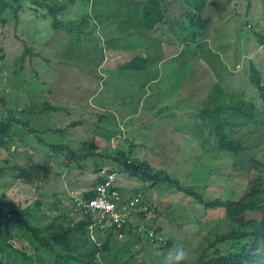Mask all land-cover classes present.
Masks as SVG:
<instances>
[{"label": "rangeland", "instance_id": "rangeland-1", "mask_svg": "<svg viewBox=\"0 0 264 264\" xmlns=\"http://www.w3.org/2000/svg\"><path fill=\"white\" fill-rule=\"evenodd\" d=\"M73 1L61 19L79 22L91 15L90 1ZM141 1L144 13L153 15L158 0ZM159 1L163 2V20L170 19L163 32L183 42L162 45L158 58V46L150 43V37L144 71L121 69L132 51H120L117 57L115 51L105 50L103 35L113 36L115 28L99 27L92 19L83 25V31L96 38L97 47L83 36L77 40L65 29L54 30L46 9L30 0L13 3L6 22L0 21V117L10 110L23 111L28 123L18 128L22 140L0 148V169L17 164L27 169V178H14L19 172H4L0 175V195L30 211L29 221L34 226L43 229L52 225L51 233L61 235L71 222L81 219L73 208L74 199L93 187L100 169L113 171L124 195L130 194L126 188L137 189L146 202L158 206V234L163 243H171L167 249L160 248L162 244H149L132 251L135 254L131 257L125 256L127 250L108 247L92 259L90 253L99 245L95 236L103 233L91 235L88 230V239L76 233L62 245L55 244L57 252L68 245L76 259L83 255L81 259L100 264H164L170 250L182 245L188 252L184 263H193L209 243L229 229L222 212L205 210L178 192L175 184L154 185L129 176L115 160L120 153L130 161L146 162L165 171L180 187L205 200H237L249 179L264 178V167L256 163H264L262 126L258 130L262 138L258 139L250 134L252 128L233 127L229 139L242 145L239 154L233 155L218 149L215 130L202 119V111L212 100L209 93L217 84L263 105L250 85L248 61L262 71L264 46L255 48L256 36L243 27L244 18L254 19L256 31L264 37V0H208L200 14L208 21L200 41L203 46L192 48L186 45L188 24L175 21L189 9L186 0ZM235 16L242 28L236 20L237 30L232 32ZM183 51L185 65L181 68L177 61L170 62L169 56L180 58ZM51 144L68 149L55 154L49 149ZM68 150L86 156L71 161L66 157ZM12 233L15 237L16 232ZM11 240L15 249L33 254L25 243ZM17 252L4 250L0 262L18 264L21 251ZM34 258L38 260L35 264H54L40 251Z\"/></svg>", "mask_w": 264, "mask_h": 264}, {"label": "trees", "instance_id": "trees-1", "mask_svg": "<svg viewBox=\"0 0 264 264\" xmlns=\"http://www.w3.org/2000/svg\"><path fill=\"white\" fill-rule=\"evenodd\" d=\"M30 1H32L33 4H40L46 9L48 15L52 18L54 30L65 29L69 34L75 36L77 40H80L83 36L85 41L94 47H97L96 38L91 37L90 32L85 33L83 31V25H86L88 21L92 19L99 27H107L109 30L112 27L115 28L116 34L114 33L113 36L106 32V34L103 35L105 37L104 49L115 51L117 57L120 56V51H132V54L128 55V61L121 67V69L124 70H145L148 62L147 56L151 49L150 43L157 44L159 58L162 45L178 46L183 42L178 39L174 40L173 37L163 32L162 29H164V25H167L170 19L166 21L163 20L164 18L162 17L160 9L162 1L159 0L156 3L153 15L149 13L146 15L144 13L143 1L141 0H83L86 3L90 1L91 15H85L79 22H66L64 19H61V16L72 4H74L73 0ZM20 2L21 0H0V21L2 24L6 22L7 14L11 12L13 3L19 4ZM186 2L189 9L185 13H181L179 18L175 21H177L176 23L186 22L189 26L190 35L189 42L186 43V45H188L187 47L192 48L195 44L203 46V42L200 41L203 39L208 21L204 20L200 14L203 8H206L205 6H207L208 0H186ZM178 6L180 8L184 7L181 3H178ZM236 20H238L240 27L242 25V22L235 16V18H233L234 29L232 32H236L237 30ZM244 21L245 24L243 28L252 32L257 38V45L255 48H257L258 45L261 47L264 46V37L255 29L256 21L254 19L245 20V18ZM150 37L153 39H151L149 43ZM189 50L186 52H189ZM25 52H30L31 54V51L26 50ZM183 54L184 51L180 58L171 57L170 55V62L177 61V65L184 68L185 57ZM24 55L25 53H23V56ZM246 55L249 56L250 54L246 52ZM23 56L20 58V62L23 61ZM248 66V79L250 85L254 87L258 99L263 104L262 106H258L255 102L240 94H231L222 89L223 87L221 88L220 84H217L212 89L211 93H209V97L212 98V100L206 104V108L202 111V119L206 120L215 130L216 139L218 140V149L233 155L239 154L242 150V145L239 141L229 139L230 134L233 132V127H237L238 129L252 128L250 134L253 137L256 136L257 139L262 138V134L258 133L260 126L263 127L262 132L264 133V78L262 76V72L264 74V69L262 68V71H259L258 67L255 66L251 59L248 61ZM43 109H46V107ZM22 115H24L23 111L15 113L10 110L7 116L0 117L1 149H7L12 142L22 140L18 128L23 129L28 125V123L24 121V116ZM231 135H233V133ZM49 149L53 153L58 154L68 149V147L51 144L49 145ZM68 153L66 157L71 161L80 160L86 156H77L73 151L69 150ZM115 160H118L122 170L134 179H139L141 182H151L154 185H159L161 182H166L169 185L175 184V188L178 192H182L193 198L196 203L200 204L205 210H218L224 215L229 225V229L226 233L216 237L214 242L209 243V245L202 250L196 261L184 264H264V178L249 179L242 195L237 200H205L202 195L191 189L180 187L178 181L170 179L165 171L153 169L146 162L130 161L123 153H120ZM256 163L264 167V163ZM97 170L98 169H96V171ZM6 171H10L13 174L19 172L14 178H27V169L20 165L16 164L7 169L1 168L0 175H3ZM101 171L103 170L100 169V171L96 173L93 186L95 185L97 175ZM93 195V191H89L84 193L81 198L89 199L92 198ZM76 200L77 199H74V209L76 208ZM156 211L160 214L158 206H156ZM30 214V211L22 209L15 202L6 199L4 195H0L1 256L4 250H18V252L21 251L18 254V264H28V262L35 264V261L37 262L38 260H35L34 256L40 251L44 254L46 253L54 264H100L98 262L87 261L84 258L81 259L83 255L79 256L81 258L76 259L71 255L73 254L72 249L68 245H65V250L61 249L59 252H57L55 248L57 242L62 245L71 234L77 233L82 239H88L87 226L91 222V217L84 216L74 223L71 222V224L63 230L61 235H53L50 227L52 225H47L43 229L36 227L29 221ZM63 217L67 220L72 219L66 215H63ZM155 225L154 232L157 234L161 232V229L159 225L156 224V221ZM13 231L16 232L15 237L13 236ZM104 231L103 234H97L95 236L99 245H94V250L90 253L92 259H94L98 253L106 251L108 247L127 250L129 254L125 256L131 257L137 250L140 251L144 249V244L145 248L149 247L150 244L148 243L149 241L143 237L130 233L127 235L125 234V239L123 242H120L117 240L116 234L110 230V228ZM11 237L17 238L18 241L25 243L26 247L31 249L33 254L29 255L25 249H15ZM163 241L161 236V240L157 241L155 245L162 244L160 248L164 249L171 247L170 241L164 243ZM135 245L137 248L134 247ZM132 251L135 253L132 254ZM0 264L4 263L0 262Z\"/></svg>", "mask_w": 264, "mask_h": 264}, {"label": "built area", "instance_id": "built-area-1", "mask_svg": "<svg viewBox=\"0 0 264 264\" xmlns=\"http://www.w3.org/2000/svg\"><path fill=\"white\" fill-rule=\"evenodd\" d=\"M89 191H93V197L77 199L75 210L80 218L91 217L87 226L91 235L110 228L117 240H124L128 233L143 237L149 243L161 240V236L154 232L157 205L146 202L141 192L124 195L117 185L115 172L101 171Z\"/></svg>", "mask_w": 264, "mask_h": 264}, {"label": "clouds", "instance_id": "clouds-1", "mask_svg": "<svg viewBox=\"0 0 264 264\" xmlns=\"http://www.w3.org/2000/svg\"><path fill=\"white\" fill-rule=\"evenodd\" d=\"M137 192H140V191H137ZM155 243H150V244H155ZM144 248H145V245H144ZM187 257H188L187 250L182 245H178L174 247L172 250H170L169 254L165 257L164 264H184Z\"/></svg>", "mask_w": 264, "mask_h": 264}, {"label": "crops", "instance_id": "crops-1", "mask_svg": "<svg viewBox=\"0 0 264 264\" xmlns=\"http://www.w3.org/2000/svg\"><path fill=\"white\" fill-rule=\"evenodd\" d=\"M174 57V55H171V57ZM168 60V59H167ZM164 60H161V61H159V63L160 62H163ZM119 186H120V188H121V191H123V185L121 184V183H119ZM124 190H126L127 192H130V194H133V193H135V192H137V191H135V190H137V189H135L134 191H132L133 189H128V188H126V189H124ZM125 191V192H126ZM129 194V195H130ZM73 242L75 241V240H73V239H71ZM146 248H148V247H146Z\"/></svg>", "mask_w": 264, "mask_h": 264}]
</instances>
